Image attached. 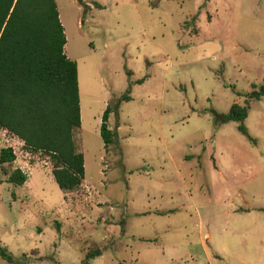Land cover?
Instances as JSON below:
<instances>
[{"label":"rangeland","instance_id":"rangeland-1","mask_svg":"<svg viewBox=\"0 0 264 264\" xmlns=\"http://www.w3.org/2000/svg\"><path fill=\"white\" fill-rule=\"evenodd\" d=\"M84 179L0 128V264H264V0H55ZM128 95V98H124ZM233 103L243 120L216 123ZM114 133L105 146L101 116ZM20 166V168H19ZM22 185L6 181L11 170ZM208 232V237L205 233Z\"/></svg>","mask_w":264,"mask_h":264},{"label":"trees","instance_id":"trees-1","mask_svg":"<svg viewBox=\"0 0 264 264\" xmlns=\"http://www.w3.org/2000/svg\"><path fill=\"white\" fill-rule=\"evenodd\" d=\"M65 43L55 0H0V128L22 140L26 150L48 155L56 184L68 192L80 186L85 168L73 135L81 123L77 65L66 56ZM263 94L264 84L249 93L254 99ZM109 113L107 105L99 129L105 146L114 136L107 127ZM246 115L247 105L238 103L214 114L217 124L237 121L241 131ZM14 160L11 147L0 148V165ZM26 179L15 168L6 181L22 185ZM100 252H87L83 264ZM0 256L13 260L1 244Z\"/></svg>","mask_w":264,"mask_h":264},{"label":"crops","instance_id":"crops-1","mask_svg":"<svg viewBox=\"0 0 264 264\" xmlns=\"http://www.w3.org/2000/svg\"><path fill=\"white\" fill-rule=\"evenodd\" d=\"M66 46H67V40H66V43H65V45H64V52H65V48H66ZM65 54H66V52H65ZM67 56V55H66ZM68 57V56H67ZM69 58V57H68ZM77 77H78V75H77ZM19 139V138H18ZM18 141H20L19 143H21L22 142V144H23V141L22 140H18ZM15 161V160H14ZM19 168H20V166H19ZM15 169V168H14ZM22 171V170H21ZM23 172V171H22ZM208 235H209V233L208 232H206L205 233V237H208Z\"/></svg>","mask_w":264,"mask_h":264},{"label":"built area","instance_id":"built-area-1","mask_svg":"<svg viewBox=\"0 0 264 264\" xmlns=\"http://www.w3.org/2000/svg\"><path fill=\"white\" fill-rule=\"evenodd\" d=\"M9 147H11L12 148V145H10ZM13 150V149H12ZM13 152H14V154H15V151L13 150Z\"/></svg>","mask_w":264,"mask_h":264}]
</instances>
